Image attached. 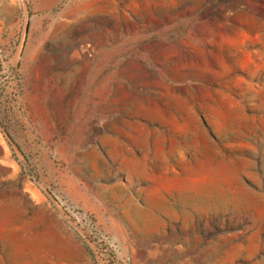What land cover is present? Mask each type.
I'll use <instances>...</instances> for the list:
<instances>
[{
  "label": "rangeland",
  "instance_id": "rangeland-1",
  "mask_svg": "<svg viewBox=\"0 0 264 264\" xmlns=\"http://www.w3.org/2000/svg\"><path fill=\"white\" fill-rule=\"evenodd\" d=\"M0 264H264V0H0Z\"/></svg>",
  "mask_w": 264,
  "mask_h": 264
},
{
  "label": "crops",
  "instance_id": "crops-1",
  "mask_svg": "<svg viewBox=\"0 0 264 264\" xmlns=\"http://www.w3.org/2000/svg\"><path fill=\"white\" fill-rule=\"evenodd\" d=\"M0 165L7 166V165H9V163L0 159Z\"/></svg>",
  "mask_w": 264,
  "mask_h": 264
}]
</instances>
